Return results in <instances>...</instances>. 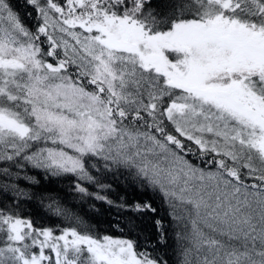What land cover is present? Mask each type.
Listing matches in <instances>:
<instances>
[{"label":"snow or ice","instance_id":"obj_1","mask_svg":"<svg viewBox=\"0 0 264 264\" xmlns=\"http://www.w3.org/2000/svg\"><path fill=\"white\" fill-rule=\"evenodd\" d=\"M25 3L31 27L0 0V190L15 201L0 200V264H169L51 194L76 226L40 225L19 210L35 194L9 183L74 178L81 201L125 207L109 173L166 205L173 264H264V0Z\"/></svg>","mask_w":264,"mask_h":264},{"label":"trees","instance_id":"obj_2","mask_svg":"<svg viewBox=\"0 0 264 264\" xmlns=\"http://www.w3.org/2000/svg\"><path fill=\"white\" fill-rule=\"evenodd\" d=\"M16 10L21 15L23 21L30 27L34 26L35 13L29 7L25 0H12ZM25 13H32V16H26ZM28 175L36 176L41 179L39 170H30ZM74 178L67 177H47L41 179V183L31 187L26 181H9V183H18L22 188L35 195L30 200H21L20 212L22 215L30 216L40 225L53 228H64L76 226L69 220L53 216L45 207L48 200L43 199L44 194H51L61 200L67 207L75 213L82 216L91 226L94 234L111 235L114 237L128 238L136 241L138 244H151L154 247L148 248V251L154 254L158 253L163 256L169 264H173L175 257V245L172 239V229H165L166 243L159 242V232L155 224L156 220H162L165 225H170L167 216L166 205L160 197L152 191L142 189L134 185L123 176L107 174L103 182L112 186V191L108 193L109 198L114 204H123L125 207H115L100 201L83 200L81 201L71 188ZM0 200L7 201L9 204L14 203L13 193L9 190L4 192L0 190ZM149 202L152 207L156 208V213L150 211L133 212L126 210V206L135 203Z\"/></svg>","mask_w":264,"mask_h":264}]
</instances>
